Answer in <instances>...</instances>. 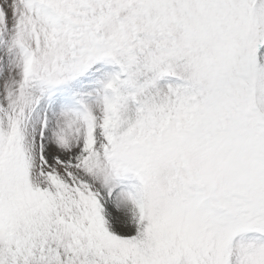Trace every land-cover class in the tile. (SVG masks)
<instances>
[{"label":"snow or ice","instance_id":"snow-or-ice-1","mask_svg":"<svg viewBox=\"0 0 264 264\" xmlns=\"http://www.w3.org/2000/svg\"><path fill=\"white\" fill-rule=\"evenodd\" d=\"M0 264H264V0H0Z\"/></svg>","mask_w":264,"mask_h":264}]
</instances>
